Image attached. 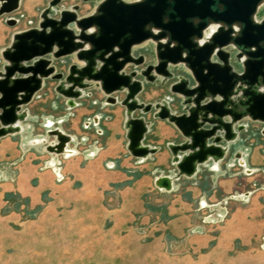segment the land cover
Masks as SVG:
<instances>
[{
	"label": "rangeland",
	"instance_id": "rangeland-1",
	"mask_svg": "<svg viewBox=\"0 0 264 264\" xmlns=\"http://www.w3.org/2000/svg\"><path fill=\"white\" fill-rule=\"evenodd\" d=\"M48 1L20 0L17 9L0 15L4 41L12 38L16 30L37 25L40 11ZM98 1L61 0L60 4L70 7L78 3V14L85 15L94 10ZM8 16L15 17L16 23L8 24L5 20ZM262 17L264 1L255 13L256 19ZM212 26L216 24L212 23L204 36L212 31ZM153 49L154 41L147 39L135 44L133 53H144V64L153 63L156 60ZM64 59L61 64L56 62L57 69H66L70 62L77 61L73 54ZM234 66L240 68L236 62ZM133 67L129 63L125 70ZM171 67L176 73L186 74L184 65ZM49 79L53 81L49 88L60 94L54 88L56 80L46 78L44 86ZM173 79L163 84L159 79L144 82L139 100L154 103L167 99L172 110H178L179 96L169 88ZM97 89L102 91L97 86L86 89L92 91L95 102L84 100L79 107L84 108L83 114L75 111L72 119L47 127L34 121L26 132L13 136L16 142L10 146L9 156L0 159V182L8 178L15 180L21 165L12 166L24 154L36 164L37 171L50 169L57 183L67 179L70 172L53 170L54 164L64 166L77 154L91 157V162L90 158L82 157L80 163L82 168L88 166L94 172L88 182L78 180L76 185L73 181L71 187L67 184L61 197L50 193L32 203L29 196H22L17 190H3L0 193V264H264V162L252 175L245 174L238 165L228 166L232 146L220 166L221 177L204 169L197 180L174 179L172 186H177L174 191L153 183L156 165L153 159L138 164L126 162L121 166L125 175L108 173L102 170L108 168V155L102 153L109 148L108 132L103 131L102 124L116 115L113 109L121 111L124 91L112 93L116 102L107 99L104 102L106 94L102 91L104 96H97ZM47 103L48 100L39 101L35 104L36 110H49ZM56 106L57 112L64 110L63 103ZM149 113L152 112L146 113V119ZM95 114L99 117L93 120ZM84 120L90 122L86 124ZM256 123L249 127V133L253 142L264 148V133ZM71 125L78 130L70 143L75 152L73 155L52 152L59 160L51 162L45 145L55 137L47 129L58 127L72 132ZM30 135L44 139L21 148L18 142L29 139ZM117 145L123 147V142ZM165 148L169 149L168 142L163 141L161 149ZM93 156L100 158L95 161ZM163 168L167 166L164 164ZM217 178L221 181H216ZM195 181L199 189L193 188ZM2 188L0 185V191Z\"/></svg>",
	"mask_w": 264,
	"mask_h": 264
},
{
	"label": "water",
	"instance_id": "water-1",
	"mask_svg": "<svg viewBox=\"0 0 264 264\" xmlns=\"http://www.w3.org/2000/svg\"><path fill=\"white\" fill-rule=\"evenodd\" d=\"M261 2L99 0L92 12L79 15L78 3L62 7L61 0H49L37 25L14 31L0 50V137L21 128L26 105L46 78L56 80L54 88L69 106L92 86L112 102L117 101L113 92L124 91L120 103L125 106L131 154L145 157L158 148L143 142L148 112L180 131L182 138L168 143L176 168L168 175L171 186H165L171 189L174 178L193 175L210 159H222L229 141L245 129L244 118L264 122V17L255 18ZM19 4L0 0V15ZM5 20L17 21L13 16ZM212 23L215 28L204 36ZM147 39L154 41L156 60L144 64L145 54H134L133 46ZM70 54L77 61L57 69L56 62L63 63ZM129 63L134 67L126 71ZM171 65H184L186 74L176 73ZM156 79L162 84L173 79L169 88L179 96L180 112L172 110L167 99L139 100L144 82ZM47 132L55 140L45 148L63 153L72 136L58 127Z\"/></svg>",
	"mask_w": 264,
	"mask_h": 264
},
{
	"label": "crops",
	"instance_id": "crops-1",
	"mask_svg": "<svg viewBox=\"0 0 264 264\" xmlns=\"http://www.w3.org/2000/svg\"><path fill=\"white\" fill-rule=\"evenodd\" d=\"M62 6V4H61ZM62 7H69V6H62ZM5 35L3 33H0V50L8 45L11 41V37L8 39L7 42L4 41ZM3 61V60H2ZM53 81L49 79L47 86H42V88L37 92L35 97L27 104V116L24 120L20 121L21 128L17 131L5 134L0 137V159L2 157L9 156V148L12 144H14V141L12 138L15 134L23 133L27 131V128L31 127L33 125V122L38 120V123H40L42 126L47 127L55 122H61L64 120L72 119L73 117L71 115H75L76 112H85L82 108L79 109L80 105L84 103V100H87L88 102H95V99L93 98L92 91H84V94L75 100L74 106H69L66 102V97L57 94L55 91L49 88V85L52 84ZM96 95L97 96H104L102 91L97 89ZM168 97V96H167ZM48 98V99H47ZM50 98V99H49ZM45 101L48 100V103L46 104V107L48 106L49 110H36L35 104H38L39 101ZM104 102H106V97L104 98ZM56 103H59V106L61 103L64 104V110L61 112H57V106ZM91 105V104H90ZM121 108V111L117 110L116 108L113 109L114 112H116L114 117L108 121H104L102 124L103 131L108 132V147L102 154L103 156L108 155V159L106 161V166L108 168H104L102 170H106L108 173L114 172L115 175H125V172L123 171L124 168L121 166L125 164L126 162L133 163H142L147 162L150 159L156 160V165L154 166L155 174L153 177V183L155 184V178L159 175H170L172 176L176 168L174 166V163L172 162V154L169 151L168 148L161 149L163 141L166 142H173V141H179L182 137L180 135V131L177 129V127L167 119H162L159 117H154L152 113L148 114V131L145 134V137L143 141L151 146L158 147L157 150L153 153H149L145 157H138L135 155H132L127 149V137H126V129L124 127V121H125V107H119ZM72 109V110H71ZM174 109V108H173ZM87 108V112H88ZM176 112H180L181 108L178 110H174ZM118 112V113H117ZM98 115L95 114L93 116L94 118L98 119ZM245 121V129H242L239 131L237 137L232 140V142H229V148L225 152V156L222 159H219L217 161H212L211 159L199 164L197 171L191 175H181L177 178H174L175 180H180L184 178H192V179H199L204 169H208L211 173L214 172L216 176L222 175L220 172V166H222V162L225 161V157L228 155L231 147V154L230 157L227 158L228 162L226 163L228 166H234L238 165L242 168V171L245 174L252 175L254 173H257L260 168L262 167V164L264 162V148L261 146V144H258V142H253L252 135L249 133L250 126L253 124L256 125L260 124V131L264 133V122L259 120H250L248 117L244 118ZM86 124H88L90 121L84 120ZM72 126V125H71ZM74 128L71 130L72 132H68L65 130H62L72 136L73 138H76V134L78 133V130L75 131V126H72ZM48 131V129H47ZM38 135H31L29 136L27 140H20L18 142V145L21 148H24L26 145L32 146L37 144L38 140H43V137H37ZM178 137V138H176ZM71 140V141H72ZM71 141L67 143L66 146L73 147L70 145ZM123 142V147H118L117 144L119 142ZM225 142V141H224ZM122 153H121V151ZM119 152V153H116ZM115 154H117V157H114ZM14 157V155H12ZM11 157V156H10ZM47 157H50V161L54 163H58L59 158L56 156L55 153L48 152ZM90 158L91 157L77 154L74 157H71L67 160V162L64 164V166L57 167L55 166L53 170H58V172H70V176H68L67 179L64 181L57 183L54 178L52 171L50 169H42L40 171H37L36 164L30 161V157L26 154L23 155L21 158V161H17L16 164H13L12 167H16L18 165H21L19 170L17 171V175L14 181L12 179H7L4 182H0V185L3 186L0 193H3V190L7 191H14L17 190L20 192V195L22 196H29V201L32 203V200H40L41 197H44L50 193H54L55 196H62L63 190L67 188V184H70L69 187H71L73 184L72 182L75 181V184L77 185L79 182L78 180H81L82 182H88L89 178H91L93 170L91 168H82L80 163V158ZM95 161L96 159L100 158V156L92 157ZM89 160V159H88ZM12 162H15L12 161ZM164 164L167 166L166 169H164ZM81 167V168H80ZM123 169V170H122ZM222 169V168H221ZM9 172V171H7ZM11 173V171L9 172ZM157 175V176H156ZM90 176V177H88ZM173 179V181H174ZM228 179V178H226ZM216 181H221V179H216ZM156 185V184H155ZM196 185V186H195ZM195 185L193 188H198V182L195 181ZM177 190V186L173 185L170 191ZM9 197V195H8Z\"/></svg>",
	"mask_w": 264,
	"mask_h": 264
},
{
	"label": "bare ground",
	"instance_id": "bare-ground-1",
	"mask_svg": "<svg viewBox=\"0 0 264 264\" xmlns=\"http://www.w3.org/2000/svg\"><path fill=\"white\" fill-rule=\"evenodd\" d=\"M263 1H264V0H262V2H263ZM262 2H261V3H262ZM211 28H212V30H213L215 27L212 26ZM205 31H206V30H205ZM203 38H204V37H203ZM203 38H200L199 40L202 41ZM96 119H97V118H96ZM30 136H31V135H30ZM73 147H74V146H73ZM73 147L65 146V147H64V150H63V153H65V155H70V154L74 153V152H75V149H74ZM72 155H73V154H72ZM53 163H54V162H53ZM54 166H56V165L54 164ZM164 179L167 180V183H166V184L164 183ZM156 183H157L160 187H162V188H164V189H166L165 186H166L167 188H169V187L171 186V177L168 176V175H160V176H158V177L156 178Z\"/></svg>",
	"mask_w": 264,
	"mask_h": 264
}]
</instances>
